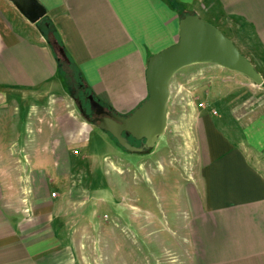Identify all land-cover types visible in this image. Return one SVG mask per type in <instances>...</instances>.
Returning a JSON list of instances; mask_svg holds the SVG:
<instances>
[{
	"label": "crops",
	"instance_id": "1",
	"mask_svg": "<svg viewBox=\"0 0 264 264\" xmlns=\"http://www.w3.org/2000/svg\"><path fill=\"white\" fill-rule=\"evenodd\" d=\"M38 1L93 97L115 114L128 116L147 100L148 60L179 41L180 20L191 13L200 16V4L220 26L234 19L250 31L246 46L257 55L255 60L245 57L260 69L264 86V0ZM11 14L18 25L28 22L12 3L0 0V94L39 92L44 99L31 105L32 111L36 113L37 106L48 114L61 109L64 117H55L56 124L50 127L56 129L47 131L50 138L44 141V128L39 129L44 126L29 121L27 134L40 138L44 150L37 158L19 159L16 174L10 161L0 158V264H76L64 216L85 205L86 199L77 197L86 191L74 186L72 179L88 161L74 159L72 149L86 147L96 127L89 130L75 117L71 99L50 100L55 86L64 89L54 52L36 25L28 22L35 38L17 33ZM222 70L199 69L201 84L208 86L194 93L220 111L219 118L201 114L196 124L200 198L191 223L195 264H264V94L255 92L256 86L246 78L226 77ZM230 84L248 90L245 103L237 104L241 88L228 91ZM227 95L230 101L224 106ZM222 127L240 129L234 135ZM5 139L3 134L2 146L7 148L10 141ZM79 200L82 204L76 207Z\"/></svg>",
	"mask_w": 264,
	"mask_h": 264
},
{
	"label": "rangeland",
	"instance_id": "2",
	"mask_svg": "<svg viewBox=\"0 0 264 264\" xmlns=\"http://www.w3.org/2000/svg\"><path fill=\"white\" fill-rule=\"evenodd\" d=\"M198 10L204 21L220 29L244 56L255 60L257 53L255 55L250 52L246 46L250 40L248 29L234 19H227L224 25L220 26V23L206 13L202 4ZM13 18L11 14L10 22L17 33H26L28 37L35 38L37 33L33 26L28 22L18 25ZM211 67L214 66L195 65L181 70L175 76L168 104V126L150 154L125 152L117 147L107 133L97 128L86 147L76 146L72 149L74 159L88 161L80 166L72 179L74 186L86 191L85 196L78 194L77 197L86 199L85 205L82 209L77 208L64 216L76 264H195L191 223L194 216L193 207L198 204L200 198L197 184L200 157L196 124L201 114L210 113L214 118H219L220 111L213 109L210 103L207 105L201 95L194 93L208 86L206 82L201 84L200 76L203 74L198 70H209ZM72 69L75 78L69 77L70 90L74 93V98L86 101L85 93L87 95L88 92L84 86H80L78 71ZM191 71L197 72L187 77L181 75ZM221 73L226 77H239L247 81L244 76L227 70H222ZM194 76L200 79L191 81ZM223 76L218 77V83H222ZM234 85L230 84L227 90L238 92L241 87L236 88L238 84ZM55 87L56 95L51 97L50 93L46 96H50V100L59 96H65L69 101L71 99L69 104L73 106V111L75 110V117L85 123L87 129L92 130L95 126L78 113L74 98L66 88ZM253 89L261 95L264 94L263 85ZM240 91L241 100L237 104L241 105L250 94L245 93L248 91L246 88H241ZM227 98L228 95L222 103L224 106L230 101ZM41 99H44V96L39 92L4 91L0 94V118L4 120L3 124L0 123V158L5 157L6 161H10L13 175L17 173L19 159L29 155L37 158L44 150L43 147L40 149L45 144L40 142V138L37 139L33 133L27 134L26 125L29 121L44 126H38L39 129L44 128V141V138H50L47 131L56 129L55 126L50 127L56 124L53 121L55 117H64L61 109L58 112L54 110L53 113L49 111L51 114H48L47 110L39 106L34 113L30 106H34L33 104H37ZM203 109L205 110L201 113ZM69 110L67 109V112ZM222 128L228 134L232 132L234 135L240 129ZM36 133L39 134L37 131ZM3 134L7 140L5 142L10 141L5 143L8 144L7 148L2 146ZM76 150L79 154H76ZM16 186L22 191L21 185ZM60 192L65 194L63 189H60ZM75 203L77 207L82 204V200Z\"/></svg>",
	"mask_w": 264,
	"mask_h": 264
},
{
	"label": "water",
	"instance_id": "3",
	"mask_svg": "<svg viewBox=\"0 0 264 264\" xmlns=\"http://www.w3.org/2000/svg\"><path fill=\"white\" fill-rule=\"evenodd\" d=\"M31 25L46 17V9L38 0H8ZM59 57L70 64L64 49L53 43ZM195 65H214L244 76L255 86L263 85L261 74L240 52L235 43L220 29L204 21L196 13L185 15L179 23V41L153 55L146 67L145 79L148 98L128 116L106 112L105 108L89 97L98 116L91 123L111 135L128 153L144 154L155 148L168 126V104L175 76ZM107 115L105 117H101ZM129 138L143 142L142 147L130 144Z\"/></svg>",
	"mask_w": 264,
	"mask_h": 264
},
{
	"label": "trees",
	"instance_id": "4",
	"mask_svg": "<svg viewBox=\"0 0 264 264\" xmlns=\"http://www.w3.org/2000/svg\"><path fill=\"white\" fill-rule=\"evenodd\" d=\"M36 27L38 28L39 32L41 33V35L46 39L47 43L49 44V46L52 48L54 55L56 57V62H57V74L59 79L62 81L63 86L66 88V90L68 91L69 95L74 98V93L71 92L70 87H69V77H73L74 76V71L72 68H75V70L78 71V77H80V86H84L88 92V94H90L91 96H94L92 94V92L88 89L78 67L76 66V64L74 63V61H72L71 57L69 56L66 48L64 47L60 36L57 32L56 27L54 26L52 20L46 16L45 18H43L39 23L36 24ZM57 42L65 51L66 55L68 56L69 60H70V64H67L66 62H64L56 53L53 43ZM75 78V76H74ZM73 78V79H74ZM79 80L76 79L75 82H77ZM85 118V117H84ZM86 119V118H85ZM87 121H89L88 119H86ZM90 122V121H89ZM108 134V133H107ZM109 135V134H108ZM111 139H113V142L117 145V147L123 151H125L118 143L117 141L111 136ZM127 152V151H125ZM152 152V150L150 152H147L145 154H150ZM137 155H143V154H137Z\"/></svg>",
	"mask_w": 264,
	"mask_h": 264
},
{
	"label": "flooded vegetation",
	"instance_id": "5",
	"mask_svg": "<svg viewBox=\"0 0 264 264\" xmlns=\"http://www.w3.org/2000/svg\"><path fill=\"white\" fill-rule=\"evenodd\" d=\"M85 96H86V101H82V100H79V99H76V98H74L73 101L76 103V106L78 107L79 112L81 113V115L92 122L98 116L96 115V110L91 107V104H90V101H89V97L91 95L90 94L86 95V93H85ZM95 100L98 101L97 99H95ZM85 103H86V106H85ZM100 104L105 108L106 112L114 113L110 108H107L102 103H100ZM105 116H107V115H103L101 117H105ZM129 142H130L131 145L136 146V147H142L143 144H144L143 142L135 141L132 138H129Z\"/></svg>",
	"mask_w": 264,
	"mask_h": 264
},
{
	"label": "built area",
	"instance_id": "6",
	"mask_svg": "<svg viewBox=\"0 0 264 264\" xmlns=\"http://www.w3.org/2000/svg\"><path fill=\"white\" fill-rule=\"evenodd\" d=\"M53 196H55V195L53 194Z\"/></svg>",
	"mask_w": 264,
	"mask_h": 264
}]
</instances>
